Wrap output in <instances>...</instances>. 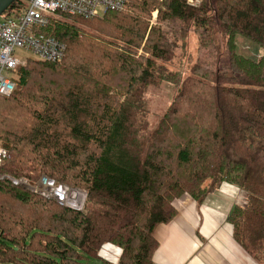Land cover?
<instances>
[{
  "label": "trees",
  "instance_id": "16d2710c",
  "mask_svg": "<svg viewBox=\"0 0 264 264\" xmlns=\"http://www.w3.org/2000/svg\"><path fill=\"white\" fill-rule=\"evenodd\" d=\"M59 14L38 31L64 56L28 58L0 97V264H85L107 243L121 249L116 264H154V231L176 216L173 201L187 193L200 205L223 182L245 191L226 220L264 264V0H128L100 16ZM191 30L214 62L196 54L183 74L175 61ZM237 35L261 53H237ZM160 80L176 92L150 130L144 95ZM41 176L85 192L82 209L13 182Z\"/></svg>",
  "mask_w": 264,
  "mask_h": 264
},
{
  "label": "crops",
  "instance_id": "0c3cea01",
  "mask_svg": "<svg viewBox=\"0 0 264 264\" xmlns=\"http://www.w3.org/2000/svg\"><path fill=\"white\" fill-rule=\"evenodd\" d=\"M240 192L232 183L223 182L200 205L187 193L176 198V216L155 228L159 246L153 263L259 264L234 239L226 220L234 205L245 204L246 195ZM103 255L108 259L117 254L105 244Z\"/></svg>",
  "mask_w": 264,
  "mask_h": 264
},
{
  "label": "built area",
  "instance_id": "2783aa9c",
  "mask_svg": "<svg viewBox=\"0 0 264 264\" xmlns=\"http://www.w3.org/2000/svg\"><path fill=\"white\" fill-rule=\"evenodd\" d=\"M23 4L14 7L9 12L0 15V97L10 95L15 89L14 71L26 62L30 53L34 59L41 61H58L64 56L65 45L53 37L45 36L38 30L46 25L49 18L64 13L82 16L85 18L100 16L107 11H122L126 8L128 0H22ZM200 0H187L190 5ZM156 11L152 13L151 23L154 22ZM7 149L0 145V165L7 157ZM17 183L16 180H13ZM51 191L41 189L39 185L46 183ZM29 188H39L46 196L54 197L57 201L67 205L69 191L82 192L67 186L49 181L41 176L38 184L26 182ZM56 185H58L56 187ZM65 189L66 196H62L54 189ZM83 193V192H82ZM71 207V206H70ZM78 209V208H77ZM81 208H79L80 210Z\"/></svg>",
  "mask_w": 264,
  "mask_h": 264
},
{
  "label": "rangeland",
  "instance_id": "374dc122",
  "mask_svg": "<svg viewBox=\"0 0 264 264\" xmlns=\"http://www.w3.org/2000/svg\"><path fill=\"white\" fill-rule=\"evenodd\" d=\"M59 15L60 14L58 13L54 16L58 17ZM54 16H52V17H54ZM155 17H156V15H155ZM151 19H152V16H151ZM154 22H155V18H154ZM182 40L185 41V52L180 59H177L175 61V63H176L175 66L176 67L178 66V68L183 72V74L188 73L191 62L195 59L196 54L197 55L199 54V56L205 61V63L208 66H213L214 57L212 54L210 55L208 53V49H204V50L198 52L197 47H196L197 41H196L195 32H193L191 30L190 32H188L186 34L184 39H181V41ZM120 43H119V46H121V44H122V43L121 44ZM179 43H180V41H179ZM235 43H236L235 51L237 53L244 55V56L256 58L261 53V48L257 44H255L251 40H249V39H247L241 35L236 36ZM137 53L138 54L143 53L142 49L139 48L137 50ZM26 56L27 57L29 56L30 58L33 57V55L30 53H23V57H26ZM35 60H37V59H35ZM24 64H22V65H24ZM172 66L173 65L171 64V67ZM175 92H176V87L173 84L166 82V81H162V80L153 83L148 88L147 92L144 95V100H145L147 107H148V110H149V115L147 117V123H148V128L150 130H153L156 128L160 117L165 113L169 103L171 102L172 98L174 97ZM56 187H57V185H56ZM36 189L38 190L39 188H36ZM238 189L241 191L240 193H243L246 195L244 190H241L240 188H238ZM38 191H40V190H38ZM55 191H57V189H55ZM64 191H65L64 196H66L67 191L66 190H64ZM69 192H71V193H69V195H72V193H74L75 191H69ZM69 195H68V197H69ZM83 195H84V193H83ZM79 197L80 196H78V195H76V197H75L76 198L75 201H77L76 205H73L70 202L68 203V205L71 206L72 208H76V209L83 207L84 197H83V201L81 204H80V200H79L81 198H79ZM107 244H109V243H107ZM104 245H103V247H101V249L99 251V257H97V258H84L83 259L84 263L85 264H106V263L116 264L118 261V258L120 256L121 249L117 246L109 244L112 248H114L117 255L112 256V257H108V259H106V257L103 255Z\"/></svg>",
  "mask_w": 264,
  "mask_h": 264
},
{
  "label": "water",
  "instance_id": "95a60500",
  "mask_svg": "<svg viewBox=\"0 0 264 264\" xmlns=\"http://www.w3.org/2000/svg\"><path fill=\"white\" fill-rule=\"evenodd\" d=\"M13 1H15V0H0V15H1L2 13H4V11L8 8V6H9ZM16 181H17V184H20L22 187H25V188H28V189L34 191V192H37V193H41V194H43L42 192H40V191H38V190H34V189L29 188V186L26 184L27 180L19 179V180H16ZM49 181H51V182H55V181L50 180V179H49ZM28 182H30V181H28ZM38 182H39V181H38ZM38 182H37V183H34V184H38ZM30 183H33V182H30ZM55 183L60 184V183H58V182H55ZM82 192H83V191H82ZM83 193H84V200H85L86 193H85V192H83ZM81 209H82V207H81Z\"/></svg>",
  "mask_w": 264,
  "mask_h": 264
},
{
  "label": "bare ground",
  "instance_id": "6f19581e",
  "mask_svg": "<svg viewBox=\"0 0 264 264\" xmlns=\"http://www.w3.org/2000/svg\"><path fill=\"white\" fill-rule=\"evenodd\" d=\"M46 185H47V182L46 183H41L40 185H39V187L41 188V189H46L47 191H51V189L49 188V187H46ZM58 186V185H57ZM57 189V188H56ZM65 189H63V188H61L60 190L59 189H57V191L56 192H58L59 194H61L62 196H64L65 194V191H64ZM54 191H55V189H54ZM76 195H78V196H80L79 198H81V199H79L80 200V204L82 203V201H83V197H84V195H83V193L82 192H74V193H72V195H69V202L71 203V204H73V205H76V202L77 201H75V197H76Z\"/></svg>",
  "mask_w": 264,
  "mask_h": 264
}]
</instances>
